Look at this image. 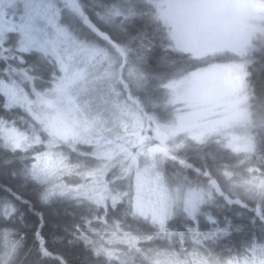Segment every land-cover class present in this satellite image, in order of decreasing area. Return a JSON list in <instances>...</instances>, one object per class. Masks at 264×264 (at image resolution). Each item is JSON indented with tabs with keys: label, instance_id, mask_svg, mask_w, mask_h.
<instances>
[{
	"label": "snow or ice",
	"instance_id": "obj_1",
	"mask_svg": "<svg viewBox=\"0 0 264 264\" xmlns=\"http://www.w3.org/2000/svg\"><path fill=\"white\" fill-rule=\"evenodd\" d=\"M257 36L264 0H0V264H264Z\"/></svg>",
	"mask_w": 264,
	"mask_h": 264
},
{
	"label": "trees",
	"instance_id": "obj_2",
	"mask_svg": "<svg viewBox=\"0 0 264 264\" xmlns=\"http://www.w3.org/2000/svg\"><path fill=\"white\" fill-rule=\"evenodd\" d=\"M253 71L256 74L257 77V87L259 88L261 85V82H264V67H262L261 63L258 61L255 67L253 68ZM215 211V210H214ZM228 215H231V213H227ZM46 217L48 219V227L46 229V232L51 234L54 231L57 234H63L59 232L58 229H53L52 225L58 223L62 218L67 219L66 217H63L62 214L61 216L58 215H53L51 211L46 212ZM67 239V237H66ZM50 247L54 251H58L66 256V258L69 260V264H88V255L87 253L83 250V248L78 247V246H68L65 242H62L60 244H54L51 243L50 240ZM33 257H29V260L32 259ZM27 264V262H26Z\"/></svg>",
	"mask_w": 264,
	"mask_h": 264
},
{
	"label": "clouds",
	"instance_id": "obj_3",
	"mask_svg": "<svg viewBox=\"0 0 264 264\" xmlns=\"http://www.w3.org/2000/svg\"><path fill=\"white\" fill-rule=\"evenodd\" d=\"M257 42L259 44H264V37L257 36ZM20 264H26V261L22 258L21 261H20Z\"/></svg>",
	"mask_w": 264,
	"mask_h": 264
}]
</instances>
